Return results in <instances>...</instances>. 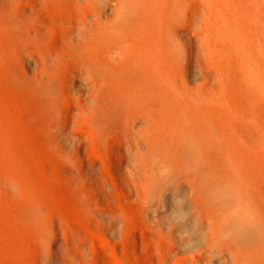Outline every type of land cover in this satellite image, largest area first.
Wrapping results in <instances>:
<instances>
[{
    "label": "rangeland",
    "instance_id": "1",
    "mask_svg": "<svg viewBox=\"0 0 264 264\" xmlns=\"http://www.w3.org/2000/svg\"><path fill=\"white\" fill-rule=\"evenodd\" d=\"M84 3L82 0H0V19L9 23L12 35L6 43L9 50L6 59L21 81L0 83V171L7 181L6 195L0 192V264H31L23 237L13 227L8 214L10 207L21 206L32 218L33 228L42 230L55 203L54 209L60 210L59 201L104 209L124 202L128 189L134 191V212L140 214L135 222L137 233L140 238L144 234L149 236L148 246L140 244L139 250H129L125 248L124 238H117L116 264H145L149 257L152 264H264V233L257 231L248 236L234 232L229 223L220 224L226 221L228 212L229 197L222 183L227 177L225 164L231 154L221 137L211 143L202 137L206 132H221L216 120L179 117L183 111L193 113V104H185L183 97L201 107L207 100H220L218 83L209 79L212 67L196 31L181 25L185 31L182 39L173 41V48L181 51L182 57L192 55L200 59L201 65H195L189 73L188 86L180 85L178 64L173 69L157 70L156 74L170 82L167 84L160 83L150 71L146 79L152 90L145 100L138 101L141 95L135 90L136 83L126 78L122 63L114 58L117 56L108 49L104 53L95 47L85 51L68 38L67 25L88 14L89 9L82 6ZM106 17L108 22L116 18L113 22L117 23V32H121L122 19L115 17L110 9ZM182 61L183 58L180 64ZM90 72L88 82L95 88L93 93L85 88V83L77 84L76 88L71 86L77 74L87 76ZM11 88L16 91L12 92ZM81 91L90 92L91 97L80 98ZM69 106L83 107L75 113L71 128L74 133L82 134L81 140L74 135L72 141L67 140L69 133L61 131V118L69 114ZM145 115L150 118L146 119ZM138 116L145 118L130 128ZM29 122L39 128H34L36 135ZM186 137L192 140L186 142ZM136 142H141V147L131 149L129 143ZM233 143L239 145L237 140ZM79 144L84 146L83 157L87 160L91 157L90 161L96 163L97 177L110 184L111 190L104 193L87 187V177L80 175L78 169L81 156L75 147ZM260 153L264 156V150ZM258 180L264 188V173ZM218 185L220 192L215 193ZM70 194L72 198L68 197ZM262 211L264 216V205ZM91 224L96 235L103 233L95 223Z\"/></svg>",
    "mask_w": 264,
    "mask_h": 264
},
{
    "label": "bare ground",
    "instance_id": "2",
    "mask_svg": "<svg viewBox=\"0 0 264 264\" xmlns=\"http://www.w3.org/2000/svg\"><path fill=\"white\" fill-rule=\"evenodd\" d=\"M82 1L85 2L82 6L89 9L88 14L82 20L73 21L67 25L68 38L73 44L83 47L82 49L85 51L95 47L96 50L101 48L104 53L108 49L111 54L117 56L114 58L122 63L126 78L131 83H136L137 89L135 90L141 95L138 101L145 100L152 90L151 84L146 79L150 71L154 72L160 83L167 84L170 82L165 80L161 74H156L157 70L173 69L172 66L178 64L182 83L178 84L184 85L183 83H185L188 86L189 73L195 65H201L200 59H196L192 55L190 58L185 55L182 57L181 51L173 48V41H181L185 33L184 30V32L181 30V25H185L184 28L188 30L196 31L195 35L202 41L203 51L212 67V74L208 75L209 79H215L219 86L217 95H219L218 102L220 104L215 100H207L204 107H201L183 97L182 101L185 104H193V113L183 111L179 117L182 119L199 116L198 118L203 120L209 119L213 122L216 120L221 132L215 134L209 131L210 133H203L202 137L208 143L216 140L217 137H221L225 141L224 143L227 142L231 158L225 164L227 177L224 180L225 183L222 184H225L229 197L228 212L224 217L226 221L220 224L227 225L229 223V227L234 232H242L248 236L255 235L257 231L261 234L264 233L262 211L264 188H261L258 182L259 177L264 173V156L260 153L264 150V0ZM109 9L115 12V17L119 16L122 19L121 32H117V23L113 22L116 18L108 22L106 16ZM11 37L9 23L6 24L0 19V83L5 85L21 82L15 75L16 71L12 68L13 65L8 61L9 59H6V56L9 55L6 43H9ZM189 48L191 50V47ZM97 56L98 59L100 56ZM181 58L183 61L180 64ZM112 61L114 60L112 59ZM98 64H101L100 58ZM91 75V72L87 76L77 74L72 80L71 86L76 88L77 84L85 83V88H89L93 93L95 88L88 82ZM161 87L163 86L161 85ZM182 88L184 89V87ZM15 89L13 88L12 92ZM187 90L189 92V89ZM79 95L84 100L91 97L90 92L81 91ZM82 108V106H69L67 111L69 114L61 118V131L69 133L67 140H71L72 135L79 140L82 138L80 136L82 134L74 133L71 130L75 113L82 111ZM145 117L146 119L150 118L147 115ZM166 117L167 115L164 114L163 119L166 120ZM144 118L143 116L135 117L130 123V128H135ZM23 119L21 121H24ZM29 123L32 124V122ZM29 123H25V125ZM33 123L37 125L35 121ZM181 124L183 123L181 122ZM32 127L34 132L36 126ZM37 129L39 128L35 130ZM182 133L185 134L184 128H182ZM191 140L190 137H186L185 141L190 142ZM234 140H237L240 146L234 145ZM80 144L77 147L74 146L77 154L81 156L78 161L80 175L87 177L85 180L88 184L87 187L97 188L106 193L111 188L110 184L99 180L96 175V163L90 161L91 157L88 158L89 160L83 157L84 146L82 147ZM129 147L139 149L141 142L129 143ZM6 185V176L3 171H0V192L5 195ZM65 188L63 189L66 190ZM214 189L215 193L220 192L219 185ZM73 194L75 195V193ZM69 196L72 198L73 195ZM124 196V202H117V206L108 205L104 209H97L91 205H68L66 202L67 205H65L63 201H59L60 204L61 202L62 205L64 204V207L58 205L57 208H60L58 210L54 209L56 203L53 205L42 230L33 228L32 218L21 206L10 207L8 214L15 225L13 227L21 234L20 237H23V244L31 264H116L119 252L117 238L123 237L125 248L128 247L129 250L134 251L140 249V244L147 247L149 238L147 234L140 238L135 227L137 226L135 222L140 218V214L137 215L134 212V191L128 189ZM91 223H95L94 225L103 233L96 235L92 231L94 226ZM129 254L131 255V252ZM145 264H152V258L145 259Z\"/></svg>",
    "mask_w": 264,
    "mask_h": 264
}]
</instances>
